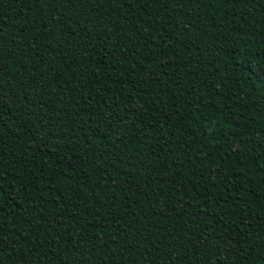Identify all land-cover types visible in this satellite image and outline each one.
Masks as SVG:
<instances>
[{"label": "trees", "instance_id": "trees-1", "mask_svg": "<svg viewBox=\"0 0 264 264\" xmlns=\"http://www.w3.org/2000/svg\"><path fill=\"white\" fill-rule=\"evenodd\" d=\"M0 264H264V0H0Z\"/></svg>", "mask_w": 264, "mask_h": 264}]
</instances>
